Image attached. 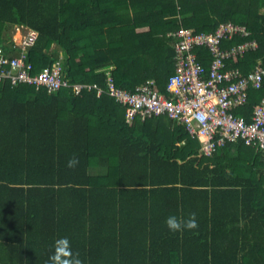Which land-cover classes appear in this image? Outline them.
<instances>
[{
	"label": "trees",
	"instance_id": "trees-1",
	"mask_svg": "<svg viewBox=\"0 0 264 264\" xmlns=\"http://www.w3.org/2000/svg\"><path fill=\"white\" fill-rule=\"evenodd\" d=\"M224 21L248 33L222 47L257 41L230 63L246 73L264 60V0H0V47L11 52L10 28L27 26L37 31L33 71L60 58L70 82L104 86L99 69L112 64L116 85L149 80L167 95L169 32ZM194 51L208 67V49ZM263 95L264 79L234 112L250 120ZM124 107L95 90L0 83V264H47L65 237L83 264H264L263 151L239 140L205 155L184 122L127 121ZM193 213L197 229L167 228L169 216Z\"/></svg>",
	"mask_w": 264,
	"mask_h": 264
},
{
	"label": "built area",
	"instance_id": "built-area-1",
	"mask_svg": "<svg viewBox=\"0 0 264 264\" xmlns=\"http://www.w3.org/2000/svg\"><path fill=\"white\" fill-rule=\"evenodd\" d=\"M247 33L244 25L232 21L220 22L210 32H195L182 26L172 31L174 72L167 80L165 95L149 80L134 90L116 85L112 64L99 69L106 78L104 86L70 82L63 74L60 58L33 71L27 49L34 42L37 31L29 28L15 43L18 48L15 53H5L0 47V83H28L37 88L44 86L48 92L70 87L75 93L83 89L95 90L97 95L107 93L125 105L127 121L132 120L135 114L144 119L152 114L165 113L178 122H184L187 131L198 139L199 150L205 155L212 154L227 142L239 140L264 153V95L254 105L250 120L234 112L236 107L247 101L249 88L262 86L264 60L258 59L246 73L230 64L248 50L255 49L257 41L247 39L226 48L221 46L223 38ZM198 45L210 52L208 67L196 57L194 48Z\"/></svg>",
	"mask_w": 264,
	"mask_h": 264
},
{
	"label": "clouds",
	"instance_id": "clouds-1",
	"mask_svg": "<svg viewBox=\"0 0 264 264\" xmlns=\"http://www.w3.org/2000/svg\"><path fill=\"white\" fill-rule=\"evenodd\" d=\"M169 34H171V32H169ZM13 42V47L17 48L15 46V40H13ZM96 96L99 95L96 94ZM79 163V159L73 157L67 161V167L74 169L78 167ZM166 226L169 231L173 233L182 232L184 230L191 231L198 228V221L194 213L191 214L187 220L173 215L166 219ZM53 249V254L49 257L47 264H83L80 254L78 252H73L71 242L68 238L65 237L57 239L54 242Z\"/></svg>",
	"mask_w": 264,
	"mask_h": 264
},
{
	"label": "crops",
	"instance_id": "crops-1",
	"mask_svg": "<svg viewBox=\"0 0 264 264\" xmlns=\"http://www.w3.org/2000/svg\"><path fill=\"white\" fill-rule=\"evenodd\" d=\"M13 28L15 29V32H14V34L15 33H19L22 29H25L26 31L29 29V27H27V26H23V25H15V26H13ZM144 29H146V28H144V27H141V28H138L137 29V31H141V30H144ZM25 31V32H26ZM25 34V33H24ZM13 35V34H12ZM15 36V35H14ZM13 36V37H14ZM20 37H21V35L19 36V39H20ZM15 39V38H14ZM19 39L17 40V39H15V41H16V43L19 41ZM55 44H53V46H54ZM16 49H18V48H16ZM7 53H11V52H7ZM235 147V146H234ZM232 148V150L233 151H235V148ZM220 153H222V152H220ZM242 155V159H245L246 158V156H245V153H242L241 154ZM183 187V186H182ZM189 196H191V195H189ZM55 202V204H57V202L56 201H54ZM243 222H244V220L243 219H240L239 220V222H238V225H242L243 224ZM8 228V227H7ZM6 229V228H5ZM17 229V228H16ZM20 232V229H19V231H18V233ZM17 233V234H18Z\"/></svg>",
	"mask_w": 264,
	"mask_h": 264
},
{
	"label": "rangeland",
	"instance_id": "rangeland-1",
	"mask_svg": "<svg viewBox=\"0 0 264 264\" xmlns=\"http://www.w3.org/2000/svg\"><path fill=\"white\" fill-rule=\"evenodd\" d=\"M10 31H11V33L13 34V35H12L13 40H15V39L18 40V39H19V36H20V35L22 36V35L25 33L26 30H25V29H22L18 34H17V33L14 34V32H15V29H14V28H10ZM14 35H15V36H14ZM13 36H14V37H13ZM14 38H15V39H14ZM13 40H12V41H13ZM10 42H11V40H9V41L6 42V43L8 44V43H10ZM12 49L14 50V47H13V46H12ZM13 50L11 51V53L13 52Z\"/></svg>",
	"mask_w": 264,
	"mask_h": 264
},
{
	"label": "bare ground",
	"instance_id": "bare-ground-1",
	"mask_svg": "<svg viewBox=\"0 0 264 264\" xmlns=\"http://www.w3.org/2000/svg\"><path fill=\"white\" fill-rule=\"evenodd\" d=\"M136 1V0H135ZM134 3V2H133ZM238 4V3H237ZM247 4V3H246ZM243 5V4H242ZM225 6V5H224ZM235 7V6H234ZM250 7V6H249ZM227 8V7H226ZM139 10V9H138ZM37 37V36H36Z\"/></svg>",
	"mask_w": 264,
	"mask_h": 264
}]
</instances>
